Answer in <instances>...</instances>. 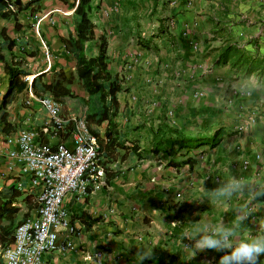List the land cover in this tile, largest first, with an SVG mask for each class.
Segmentation results:
<instances>
[{
	"label": "crops",
	"instance_id": "1",
	"mask_svg": "<svg viewBox=\"0 0 264 264\" xmlns=\"http://www.w3.org/2000/svg\"><path fill=\"white\" fill-rule=\"evenodd\" d=\"M29 1L19 0L21 6ZM76 3L42 0L14 19L0 18V44L5 30L29 82L74 69L63 40L74 35ZM91 6L94 41L86 51L95 56L96 40L106 38L108 68L125 89L118 95L120 138L134 151L108 157L98 190L64 197L75 233L58 238L74 249L45 254L43 264H137L141 250L153 257L140 264H219L223 251L193 256L196 250L184 245L194 241L184 233L198 222L238 224L242 238L264 231V0H93ZM48 12L53 22L42 20L38 34L51 55L49 70L34 30V16ZM229 47L235 51L221 63ZM7 88L1 63L0 102ZM31 94L12 99L7 113L15 130L0 133V193L23 185L12 204L20 209L17 222L40 188L26 189V176L7 171V152L15 147L8 137L28 129L39 144L72 146L70 136L41 133L49 120L41 105H26ZM67 100L62 116L85 115L86 109L65 113ZM232 182L230 197L216 192ZM8 225L0 222V229ZM12 236L0 234V264Z\"/></svg>",
	"mask_w": 264,
	"mask_h": 264
},
{
	"label": "built area",
	"instance_id": "2",
	"mask_svg": "<svg viewBox=\"0 0 264 264\" xmlns=\"http://www.w3.org/2000/svg\"><path fill=\"white\" fill-rule=\"evenodd\" d=\"M8 10L15 12V6L9 4ZM51 13L34 16V30L43 49L47 70L51 55L38 31L42 20L53 22ZM25 79L28 80V77ZM31 101L38 102L45 109L49 120V125L42 128L41 133L58 137L71 124L69 136L72 146L68 147L64 142L54 146L39 144L37 132L28 129H21L15 138L8 137L6 140L9 144H15L7 152V171L18 170L28 178L26 189L39 187L40 193L35 199L33 215L16 227L12 244L3 249L4 264H43L45 254L59 249H74L71 242L60 244L58 238L61 232L69 235L75 233L63 207L64 197L67 194L86 196L105 184L106 170L99 156L97 138L89 133L84 115L62 116L61 105L49 97L31 94L26 105ZM15 188L21 191L22 183Z\"/></svg>",
	"mask_w": 264,
	"mask_h": 264
},
{
	"label": "trees",
	"instance_id": "3",
	"mask_svg": "<svg viewBox=\"0 0 264 264\" xmlns=\"http://www.w3.org/2000/svg\"><path fill=\"white\" fill-rule=\"evenodd\" d=\"M40 1L42 0H31L25 6H21L19 0H0V18L14 19L22 10H26ZM76 1L73 12L74 35L63 40L65 49L71 54L74 61V69L52 73L47 81L44 74L36 75L31 82L25 79L30 74L17 64L19 61L14 62L13 50L16 48V44L7 37L5 30L1 31L3 42L0 44V64H4L8 77V88L0 102V133L10 134L15 130V125L9 121L7 113V107L15 96L31 90L36 97H49L63 105L65 99H78L73 92V86L78 85L86 96V99L82 98L83 100H81L86 107L84 120L89 133L97 138L99 156L105 167L108 157L114 152L122 153L125 156L126 153L134 151V146L121 140L117 123V118L123 111L118 101V95L125 89L122 86L123 80L113 75L108 68L107 40L104 36L95 42L96 55L89 57L87 54V44L94 41V25L91 20L93 0ZM11 3L15 6V12L8 10V5ZM233 51L235 50L232 47L227 48L221 56L220 62H226L228 56L233 55ZM31 56L33 57V54ZM105 123L106 128L101 136L99 129ZM71 128L72 125L69 124L67 131L61 136L67 138ZM105 170H107L106 167ZM1 193L0 222L8 221L9 225L5 227L6 229L1 228L0 234L9 235L29 217V213L36 205L26 206V214L17 222L16 214L20 209L14 208L12 204L20 197V192L15 187H11L4 194ZM12 242L7 243V246Z\"/></svg>",
	"mask_w": 264,
	"mask_h": 264
},
{
	"label": "clouds",
	"instance_id": "4",
	"mask_svg": "<svg viewBox=\"0 0 264 264\" xmlns=\"http://www.w3.org/2000/svg\"><path fill=\"white\" fill-rule=\"evenodd\" d=\"M236 187V182H232L216 192L221 196L230 197ZM238 227V224L228 227L223 223L213 225L210 222H198L191 231L184 233L185 240L194 241L190 246L185 244L184 247L195 249L193 256L197 251L205 249L223 251L225 254L220 257L219 264H264L261 261V257H264V231L257 236L242 238L237 231ZM152 257V250L147 253L138 251L137 264Z\"/></svg>",
	"mask_w": 264,
	"mask_h": 264
},
{
	"label": "rangeland",
	"instance_id": "5",
	"mask_svg": "<svg viewBox=\"0 0 264 264\" xmlns=\"http://www.w3.org/2000/svg\"><path fill=\"white\" fill-rule=\"evenodd\" d=\"M73 92H74L76 98H78L80 100H83L82 99L83 98L82 96H85V94L83 93L82 89L78 85H74L73 86ZM78 99L68 98V100H67V106L66 105L63 106V110L65 111V113H67V114H69V113L74 114V113H78V112L83 111V109H86V107L84 106L83 102L80 101V100H78ZM32 102L33 103H37V105L39 104L38 102H35V101H32ZM72 108L73 109L75 108V110H73ZM82 115H83V113H82Z\"/></svg>",
	"mask_w": 264,
	"mask_h": 264
}]
</instances>
